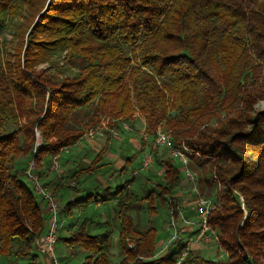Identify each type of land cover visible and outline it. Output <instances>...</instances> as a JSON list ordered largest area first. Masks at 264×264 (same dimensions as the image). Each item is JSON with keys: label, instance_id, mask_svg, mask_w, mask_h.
I'll return each mask as SVG.
<instances>
[{"label": "trees", "instance_id": "obj_1", "mask_svg": "<svg viewBox=\"0 0 264 264\" xmlns=\"http://www.w3.org/2000/svg\"><path fill=\"white\" fill-rule=\"evenodd\" d=\"M9 23L16 24L17 42L5 59L0 40V255L41 264L34 241L44 229V203L22 179L21 162L32 160L39 175L47 156L102 118L116 127L138 109L152 138L164 124L175 145L185 141L197 160L211 161L221 202L208 222L227 258L190 250L180 259L181 242L157 256L156 228H139L128 213L134 192L127 183L62 209L70 217L115 198L118 262L111 259L112 228L92 235L88 219L58 237L71 255L83 252L79 264H264V109H255L264 101V2L0 0V33ZM58 55L60 74L37 68ZM84 110L90 115L79 114ZM162 164L163 181L145 198L147 212L154 216L157 202H169L177 218L179 202L170 194L180 174L170 159Z\"/></svg>", "mask_w": 264, "mask_h": 264}, {"label": "crops", "instance_id": "obj_2", "mask_svg": "<svg viewBox=\"0 0 264 264\" xmlns=\"http://www.w3.org/2000/svg\"><path fill=\"white\" fill-rule=\"evenodd\" d=\"M136 114H137V111L134 113L133 117H135ZM109 121L110 119L108 120V122ZM101 122H104V120ZM112 122H115V121H112ZM142 122H143V126L141 128L142 130L141 135H143L144 137V131L146 130V124L143 119V116H142ZM116 123H117L116 127L104 126L98 131H95L92 137L87 136L85 132L83 136L75 144L63 148L62 150H60L59 153H57L54 156L53 155L47 156L43 160L42 166L38 170L40 171V181L43 183L44 186L52 190V193L55 196L59 204L58 217L59 219H61L60 227L61 229H65L68 236L71 230L76 229L84 219L89 220L87 229L90 234L95 235V234L102 233L103 231L108 229V227L110 226L113 230L112 236H114L116 234L115 232L118 231V220H117V208L115 205V202H116L115 198L111 201L93 203L92 207L96 212L94 213L95 214L94 216L84 214L82 210L80 211V213L78 214L76 218H74V216L72 215L70 217L64 216L62 209H63L64 204L67 201H71L77 197H83L87 194H91L95 192H102L103 190L107 188H110V190H113L116 186L121 185L123 183H127V188L132 190L134 192V196L136 197L137 194L134 189L136 188L139 189V187H141V185H144L145 183V182H142L144 177H142L141 179H139L137 183H135V177L137 175L136 176L132 175L129 178H127L125 174L126 171L129 169V167L131 168L134 165L139 166L138 161L141 158L140 157L141 152L140 150L138 152V149H143L144 145L139 142V138H131V137H134L133 135L134 132L131 133L130 132L131 130L126 131L120 126L118 121ZM108 128H115L116 131L118 132L119 137L113 136V134L110 133ZM146 138L147 139L149 138L148 139L149 143L153 139L149 133H147V135L143 139L145 140ZM155 157H156L155 158L156 162H159L161 165V168H163L161 171L162 179L160 182L163 181V175L165 171V167L162 164V160L164 159H170L171 163L176 167V170L180 174L179 182L172 189L170 196L171 197L175 196L177 200L178 198L179 199L181 198L180 204H182V206H179V207L182 208L183 216L187 218L188 220H190L192 222V225L185 226L181 218L177 217L176 219L180 221L179 224L181 225V227L185 228L184 234L185 235L191 234L198 229V225H197L198 221H197L196 213L193 208V205L195 202L194 201L195 195L192 194L193 192L191 190V186H189L190 183L188 184L186 181V178H184V174H183L180 164L175 162L170 157L169 152L166 149L162 148L158 150ZM24 161L25 160H23L22 162L24 163ZM197 161L199 160L196 159L193 162V159H191V164L192 163L196 164ZM52 162L57 163L56 168H51ZM92 162L95 163L94 168H92V170L90 171H86L85 168L88 167L90 164H92ZM153 165H155V162L151 166L153 167ZM22 168L19 167L18 169L21 170ZM151 168H149L148 170H151ZM147 171H143L144 172L143 174H145ZM116 173H118L119 175V180L121 181V184L114 185L112 182L114 180V175ZM143 174L141 172V175ZM24 178L25 177H22V179L25 181ZM184 181L186 183H184ZM160 182H158L157 184H159ZM179 184H183L184 190H181V191L179 190L178 192L177 187ZM201 185H204V184L201 183ZM186 187L189 188L187 189L188 191L186 193L191 192V196L185 194ZM155 188L156 187L151 188L150 191ZM145 198L143 200L144 201L143 204L146 205ZM136 199L137 198H135V200ZM135 203H137L138 207L141 206V202H135ZM42 208H43V214L45 217L44 229L42 232L44 233L50 225L51 217L46 211L45 204H43ZM75 211H73V213ZM132 211H133V214H132ZM134 211L135 209L133 208L132 210V207H130L128 210V213L132 217L135 224H137L136 220L133 217V215L135 214ZM146 211H147V208H146ZM78 212L79 211L77 210L76 213ZM157 214H158V211H157ZM194 223L196 225H193ZM92 227H96L98 231L96 232L91 231ZM155 228L157 230V237H156V248H157V244L160 243V240L158 236L159 234L158 228L157 227ZM192 244L193 245H191V250L201 249V246L199 245L202 243H192ZM203 247H205L204 244H203ZM220 249L222 250L221 247ZM194 255H200L203 258L208 259L207 257L203 255L202 251H197V254H194ZM45 261L46 260L44 257V259L42 260V263L44 264Z\"/></svg>", "mask_w": 264, "mask_h": 264}, {"label": "rangeland", "instance_id": "obj_3", "mask_svg": "<svg viewBox=\"0 0 264 264\" xmlns=\"http://www.w3.org/2000/svg\"><path fill=\"white\" fill-rule=\"evenodd\" d=\"M260 1L264 2V0H260ZM15 27H16L15 23H9L7 26H5V28H3L2 32L0 33V40L2 42V47H3L2 53H3L5 59H8L9 56L12 54L14 45L17 42V37L15 34ZM63 66H64L63 57H62V55H58V56H52L51 59H48L46 62L39 64L37 66V68H43V70L46 73L60 74L61 70L63 69ZM66 73L69 74L68 72H66ZM255 109L263 110L264 109V101L260 100L255 105ZM136 111H137V114L135 115V117H133L131 120L130 119L126 120V123L131 128L130 132L131 133L134 132L133 133L134 137H131V138H139V142L144 145L143 149H138V152H139V150L141 152L140 157L142 158L145 154L149 153L151 142L150 143L148 142L149 138L148 139L146 138L145 140L143 139V138H145V136L148 133L147 130L144 131V137H143V135H141L142 134L141 128L143 126L142 114L138 111V109H136ZM86 113H88V115H90L88 110L87 111L84 110V111L79 112V114L82 116L84 114L86 115ZM109 119L110 118H106V119L102 118L101 121L109 120ZM101 121L96 127L103 126L102 125L103 123L105 124V126H109L108 121H105V122H101ZM212 123L209 125H211V126L215 125V123H213V124ZM203 127L204 126L199 128V131ZM158 131H163V132L167 131L168 134L170 135L169 130L165 127L164 124L159 125L155 129V133ZM113 136L119 137L118 133L116 135H113ZM37 137H38V141H39L40 136L38 133H37ZM171 138H172V136H171ZM153 153L155 156L156 152H153ZM195 160L196 159L193 158V162ZM30 161H32V160H30ZM30 161H29V158L25 159L24 163L22 162L20 167H24L25 165L27 166ZM154 162H155V165H153V167L151 166L152 168L150 167L151 170H148V171L146 170L147 172L145 174H143L144 172H142V174L144 176L141 175V173H140L139 175H137L135 177V183H137L139 181V179H141L142 177H144L142 182H145V183H144V185H141V187H139V189L133 188L137 195H136V197L134 196L132 198V202H131L132 205L130 207H132V210H133V208L135 209V211H134L135 214L133 215V217L136 220L137 226L139 228L144 229V228L151 226V225L158 228V232H159L158 236H159L160 243L157 244V256L163 255L166 252L165 250H167L174 243L177 244V243L181 242V244H183L182 240H190L191 245H193L192 243H202L199 245V246H201V249H198V250L192 249L191 250V248H190V250L193 251L194 254H197V251H202L203 255L205 257H207L208 259L215 260V261L225 260L227 258V253L225 251H222L223 249L221 250L219 245H218V229H215L210 224L209 225L211 226V228H212V230L216 236V239L213 238V239H210L208 242H205V241H201V240L196 239V234L198 232V229L191 234H186V235L184 234L185 228L181 227V225L179 224L180 221H178L174 215L173 216L170 215V208H168L169 202H168V205H166V206H160L157 202L156 204L158 207L157 208L158 214H156L155 216H150L148 214V212L146 211V208H145L146 205L143 204L144 203L143 200L146 197V195L148 194V192L150 191V189L153 187H156V184L158 182H160L162 179L161 178V176H162L161 171L163 168H161V165L159 162H156V160H154ZM197 164H198V166H197ZM56 167H57V163L54 164V162H52L51 168H56ZM137 167L138 166H135V165L132 166L131 168L129 167V169L125 173L126 177L129 178L130 176H132V174H131L132 170L134 168H137ZM189 168L195 174L194 183H192V182L190 183L189 181L186 180L188 184L190 183L189 186H191V190L193 192L192 194L195 195L194 201L196 202L197 197L200 196L202 198H205L207 200L215 202L216 204L219 205L221 202V199H219V194L221 192L220 191L221 185L219 184V186H217L218 183H216L214 178H213L214 174L216 173V170H214V168L211 164V161L206 159L204 161H197L196 164H193V163L191 164V159H190ZM39 176H40V174L38 175V177ZM24 179H25V182L29 185V187L34 191L33 184L30 181H27L26 177ZM39 179H40V177H39ZM201 179H203V180H201ZM112 183L114 185L115 184H121V181L119 180L118 173H116L114 175V180ZM184 183H186V182L184 181ZM201 183H203L204 185H201ZM193 184H195L196 187H193ZM177 188H178V192H179V190L180 191L184 190L183 184H179ZM187 189H189V188L186 187L185 194L191 196V192L186 193L188 191ZM50 191L52 192V190H50ZM53 197L56 200L54 195H53ZM135 198H137V199L135 200ZM173 198H176V197L173 196ZM180 199L178 198V200H177L179 202V205L177 208L178 209L177 210V217H179V213H178L179 211L182 213V208L179 207V206H182V204H180ZM133 201H134V203H133ZM135 202H141V206L138 207L137 203H135ZM195 202H194L193 208L195 206ZM92 206H93V203L87 205L86 207H83L80 209H75L76 211L74 210L75 212L72 214V216H74V218H76L78 216V214L80 213V211H82V210H83L84 214L94 216L95 215L94 213H96V212ZM77 210L79 211L78 213H76ZM58 212H59V210H58ZM132 214H133V211H132ZM171 217H173V223H174L175 227L177 228L176 229L177 235L181 236V239L180 240L177 239L176 241H171L172 243L169 246V244L167 245V243H170V240H171L170 235L172 234V227H173L172 222H171ZM58 219H59V217H58ZM60 220L61 219H59V223H60ZM193 225H196V224L194 223ZM91 229H92L91 231H95V232L98 231L96 227H92ZM117 232H115L116 234L114 236H112L111 248H110L111 259L113 260L114 263L118 262V260H119V256H118L119 255V252H118L119 247H118V237H117L118 233ZM191 235H193V236H191ZM67 236L68 235H67V232L65 231V229H61V227H60V229L58 230V237L63 238V237H67ZM203 244L205 247H203ZM166 245L169 247L166 248ZM171 247H173V245ZM72 253L75 255H73V256L71 255V251H70L69 247L61 239L57 240V242L55 243V255L58 258L60 264H79L80 262H82L83 252H80V250H79V251H77V253H76V251L72 252ZM38 255H39L40 263L43 264L42 260L44 259V256L41 254H38ZM15 262H17L19 264H26L28 261L23 260V259H14V257L7 258L5 255H0V264H13Z\"/></svg>", "mask_w": 264, "mask_h": 264}, {"label": "built area", "instance_id": "obj_4", "mask_svg": "<svg viewBox=\"0 0 264 264\" xmlns=\"http://www.w3.org/2000/svg\"><path fill=\"white\" fill-rule=\"evenodd\" d=\"M105 121L108 120H104V122ZM117 121L124 130L126 131L131 130L130 126L126 123V121L122 119H119ZM102 125L103 126L101 127H96L94 129L87 131L85 134L89 137H92L95 131H98L99 129L105 126L104 123ZM108 130L113 135H116L118 133L115 128H108ZM162 148L166 149L169 152L170 157L175 162L180 164L186 180L189 181L190 183L191 182L194 183L195 174L189 168V161L190 159H192L191 158L192 155H194V158H198L199 153L192 150L184 141H182L180 145H175L173 143L171 136L168 134L167 131L164 132L158 131L155 133V136L153 137L150 143L149 153L145 154L140 159L139 166L137 168H134L131 174L133 176H136L139 173L148 170L155 160L153 152H156ZM54 164L56 163L54 162ZM36 171L37 170L33 161H30L27 167L24 169L23 174L26 177V179L33 184L35 193L45 204L46 211L51 217V222L48 229L35 239L34 250L38 254H41L46 259H48L51 262V264H60L58 258L55 255V243L57 242L58 239V228L60 225L58 219L59 204L54 199L53 194L49 190V188L44 186L43 183L40 181ZM193 187H196L195 184H193ZM217 205L218 204H216L215 202H212L200 196L197 197V201L195 202V206H194V211L197 215L196 217L198 221L197 222L198 232L196 234L197 240L208 242L210 239L213 238L216 239V236L211 226L208 223V218L212 210H214ZM178 213H179V217L182 219V222L184 223L185 226L192 225V222L187 218H185L180 211ZM170 215L173 216L171 212ZM171 222L173 227H172V234L170 235V239H171L170 243H167V245L169 244V246L172 243L171 241H176L177 239L179 240L181 239V236L177 235L176 232L177 228L173 223V217H171ZM182 241H183V250L180 259H183L191 248L190 240H182ZM167 245L166 248L169 247Z\"/></svg>", "mask_w": 264, "mask_h": 264}, {"label": "water", "instance_id": "obj_5", "mask_svg": "<svg viewBox=\"0 0 264 264\" xmlns=\"http://www.w3.org/2000/svg\"><path fill=\"white\" fill-rule=\"evenodd\" d=\"M172 114H175V112L173 111Z\"/></svg>", "mask_w": 264, "mask_h": 264}]
</instances>
